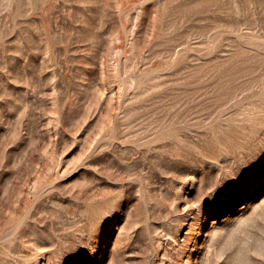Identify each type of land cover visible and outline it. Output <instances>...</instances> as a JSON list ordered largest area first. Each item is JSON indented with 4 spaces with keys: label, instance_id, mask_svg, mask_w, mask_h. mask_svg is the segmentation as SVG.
I'll return each instance as SVG.
<instances>
[{
    "label": "rangeland",
    "instance_id": "rangeland-1",
    "mask_svg": "<svg viewBox=\"0 0 264 264\" xmlns=\"http://www.w3.org/2000/svg\"><path fill=\"white\" fill-rule=\"evenodd\" d=\"M0 264H264V0H0Z\"/></svg>",
    "mask_w": 264,
    "mask_h": 264
},
{
    "label": "snow or ice",
    "instance_id": "snow-or-ice-1",
    "mask_svg": "<svg viewBox=\"0 0 264 264\" xmlns=\"http://www.w3.org/2000/svg\"><path fill=\"white\" fill-rule=\"evenodd\" d=\"M87 254V252L85 251V255Z\"/></svg>",
    "mask_w": 264,
    "mask_h": 264
}]
</instances>
